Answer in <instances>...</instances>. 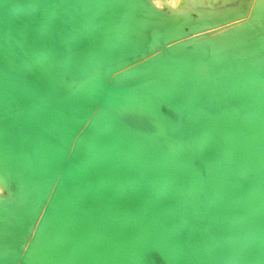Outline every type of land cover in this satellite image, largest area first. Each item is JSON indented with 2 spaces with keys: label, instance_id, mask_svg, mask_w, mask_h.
Masks as SVG:
<instances>
[{
  "label": "bare ground",
  "instance_id": "obj_1",
  "mask_svg": "<svg viewBox=\"0 0 264 264\" xmlns=\"http://www.w3.org/2000/svg\"><path fill=\"white\" fill-rule=\"evenodd\" d=\"M80 1L38 0L40 9L12 14L22 0H0V98H11L5 78L54 96L36 111L56 110L54 127L67 118L62 152L75 145L91 161L59 156L41 170L20 150L48 161L60 145L54 129L49 138L36 112L11 116L0 102V264H264V0ZM77 7L90 22L109 19L89 26L96 63L75 42L50 50L73 21L83 27ZM56 64H66L60 77ZM113 136L134 153L108 159L103 198L92 165ZM60 166L86 181L81 190L50 188ZM80 203L123 240L95 230Z\"/></svg>",
  "mask_w": 264,
  "mask_h": 264
},
{
  "label": "water",
  "instance_id": "obj_2",
  "mask_svg": "<svg viewBox=\"0 0 264 264\" xmlns=\"http://www.w3.org/2000/svg\"><path fill=\"white\" fill-rule=\"evenodd\" d=\"M69 1L72 2L73 0L72 1L69 0ZM76 1L77 2H75V3L77 5H79L81 3L80 0H76ZM41 5H42V3L38 2V0H32L31 2H28L26 0H22L21 3L13 5L8 11L11 12L12 14H15L14 12L21 10V9L23 10V9L30 7V6H35V7H37V9H40ZM46 5L53 6L50 2ZM61 5L63 6V10H64L65 6L63 4H61ZM53 7H54L53 9H55V10H62L60 8H55V6H53ZM44 8H45V4H43V6H42V9H44ZM76 11H77V15L79 14L81 16L80 18L83 21L85 20V22L82 23L83 27H80V30L78 32H75L72 29V26H73L72 24L74 23V21H73V23L70 22V23H72L71 24L72 26L70 25V29L66 28V30L64 29L63 32L58 33L59 38H55L57 44L54 45L55 48H54V46H52L50 48V50H53L52 51L53 54L55 51L58 52V53H56V55L59 56V54L62 55V54H64V52H69L70 49H72L74 47V45L72 43L75 42L77 44V47L81 48L82 54L85 53L84 51H87L86 54L89 56V60L86 61V62H88L87 64L96 63L99 60L98 58H95V53H96L97 48L90 49V47H91L90 44H92V45H94V44H93V39L91 38V34H90L92 31V28H90L89 26L92 27L93 25H95V23L99 24L100 26L101 25L105 26L109 19L107 18L105 20L104 16L102 15L103 14V12H102V14L100 16H98L97 21L93 20L90 22L88 20V17H87L88 15L85 12L81 13L78 7H77ZM26 17H25L26 19H22V23L25 27L28 25H31L30 23L33 22L31 17H28V15ZM95 18H97V17H95ZM66 19H71L70 12H67ZM50 23L51 22L46 23V26H44L46 28L42 27L43 30H46L49 27ZM82 24H81V26H82ZM74 25L76 26V23H74ZM106 28H107V26H106ZM49 29L51 31L53 28L49 27ZM57 29L60 30L61 28H57ZM46 31L49 32L48 30H46ZM86 42H89V43H86ZM78 44H80V45H78ZM44 52H47V51L44 50ZM42 56L45 57V55L43 53H42ZM56 59L59 60V57L58 58L56 57ZM65 65H57V64L54 65V67H53L54 70H58V74L56 73L58 75V77L62 76L65 73V71L63 70L64 67H66ZM103 66H104V64L99 65L98 69H96L94 71L97 72V71L101 70V68H103ZM86 70H88V69H86ZM86 70H84V71H86ZM86 74H90V72H86L84 74V76ZM4 83L8 86H11V89L9 91L11 98H8V99H6V97L0 98L1 104L5 103L6 107H8L5 110V112L9 113L11 116H12L11 113H15L16 111L21 112L22 110H28V111L31 110L32 112H36V115H38L39 119L40 120L42 119V121L46 123V126H44L45 124L44 125H41V123L39 124V128L41 129V133L47 135L50 138L51 130L54 129V131H55L54 134H56V136L59 138L60 145H58V147H57L59 149L58 150L55 149V153L48 158V161L46 160V157H38V155H34L33 152H35V151H33L32 149L20 150L21 155L23 154L24 157L28 158L30 161L31 160L32 161L38 160L41 163L40 164L41 170H43V171L44 170L46 171V168L49 169L50 168L49 166H52V169L55 166H58L59 163H56L57 162L56 158L59 156L63 157L64 161L67 162L68 164L75 162L80 167L82 166V168L91 167V161L84 160L82 157H80L78 154H80V155H82V154L79 153V150H76L75 145L71 146V144H70L68 149L66 151L62 152V148H63L62 142H64V140H66L68 134L71 132V128L73 127V124H68L67 118H62L63 121H57L60 124H58L54 127L52 125H54V117L56 115V110L50 111V110H48V108H42V109H40L41 111L39 110L40 112L36 111L37 109L41 108L40 102H44L45 100H50V98H54V96L43 95V96L37 97V93H35L33 90L29 89L28 86H25L22 83L20 84V82H18V80H16V79H6L5 78ZM108 85H110V83ZM111 86H113V85H111ZM24 90H25V92L28 93V95H26V97H27V99L30 97L29 99H30L32 104L28 103L29 99L27 100L26 97H24V95L22 96V91L24 93ZM41 92H43V90L38 91V93H41ZM21 97H24V98H21ZM20 103L23 104L25 109H23V107L20 106ZM100 105H101V103H98L95 106V108H97V110L100 109ZM63 112H66L67 115L69 113H71L68 110H64ZM67 115H66V117H67ZM47 118H49V120H47ZM7 126L8 125H5L4 127L8 128L9 126L8 127ZM8 129H11V128H8ZM15 131H16L17 135H19L18 130H15ZM78 132L79 131L77 130L76 134H78ZM113 137L115 139L114 140L109 139L104 151L96 154L95 159H99V162L94 163L92 165L93 170L98 171L100 173V174H98V176H100V178H98L96 180V176H95L93 179L94 183L91 182L90 186L97 188L100 192L99 194L101 196H103V198L104 197L107 198V196H106V194H104V192H106L105 191L106 189L109 190V186L111 185L110 181H108V176H110V175L107 173V171H109V167H110V165H108V159L113 160L117 156V154L121 155V157H122V154L131 155V152L134 153L133 149H129V147H132L131 145H129L125 142L121 143L120 140H118L116 138L117 136H113ZM18 138L20 139V137H18ZM35 140H36V138H35ZM126 157H128V156H126ZM77 174L78 173H76V174L68 173L67 167L64 168V166H60L59 168H57L55 174L53 175V178H52V174H50V173L44 174V175L40 174L38 176L37 187L35 189L36 200L39 197L40 190H42V187H44L43 181L41 180L44 177H46V179L44 178V182H45V180H50V178H52L50 188L53 186L54 183H56L57 184L56 186L58 187L60 192H63V193L67 192L70 194L71 192L74 193L75 191L77 192L78 190H81L80 188H83L81 186V184L85 183L86 181L82 183L78 179ZM102 175H104V176L102 177ZM110 179H111V177H110ZM126 182L128 183V181L125 179L122 182V184L124 186H127ZM82 204L83 203H80V207H78V210L82 211V208H84V211L87 212V217L90 221V224L94 227L95 230H97V229L101 230L102 229L103 231L113 232V234H116L117 236L119 235L121 240H123V237L121 236V234L117 232V228L112 226V223L106 219V217L104 216L103 213L93 212L90 209L87 210L86 209L87 207L86 206L82 207L83 206ZM70 220H71V222H73V225L79 231L81 230V232H86L82 221H80V219L78 218V216L76 214L72 213V215H70Z\"/></svg>",
  "mask_w": 264,
  "mask_h": 264
}]
</instances>
